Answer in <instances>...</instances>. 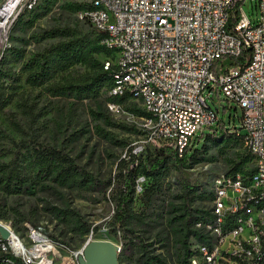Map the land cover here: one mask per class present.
<instances>
[{
  "label": "built area",
  "instance_id": "1",
  "mask_svg": "<svg viewBox=\"0 0 264 264\" xmlns=\"http://www.w3.org/2000/svg\"><path fill=\"white\" fill-rule=\"evenodd\" d=\"M244 1L86 0L87 7L75 13L115 57L108 95L127 96L143 113L136 117L122 105L106 103L110 114L136 131L122 158H142L160 148L180 157L219 120L204 92L222 94L241 111L251 172L212 181L211 207L192 226L201 240L189 245L187 264L264 262V0H256L254 24L243 11ZM38 3L0 2V61L16 19ZM144 183L143 177L136 179L135 196ZM27 230L24 239L11 228L0 237V264H77L78 254L67 245L39 229Z\"/></svg>",
  "mask_w": 264,
  "mask_h": 264
},
{
  "label": "trees",
  "instance_id": "2",
  "mask_svg": "<svg viewBox=\"0 0 264 264\" xmlns=\"http://www.w3.org/2000/svg\"><path fill=\"white\" fill-rule=\"evenodd\" d=\"M42 3L43 5L38 3L32 11L20 15L12 29L16 26L30 28L35 18L31 16L32 13L36 10L47 13L50 9L51 1L43 0ZM86 7L85 3H73L68 10L76 13ZM101 38L91 30L80 32L70 27H53L31 36L34 43L55 40L40 50L26 53L22 49L9 48L3 53L0 61V116L5 117L13 134L8 136L0 129V159L8 158L6 162L0 161V195L33 196L35 192L46 188L47 181L61 187L70 185L84 189L92 187L102 191L110 188L107 200L113 207L106 225L109 234L116 238L117 228L124 230L131 224H141L146 220L153 201L162 195L164 182L172 169L188 170L205 161L209 149H214L219 155L235 150L228 169L223 173L224 176L250 174L251 169L246 170L245 166L251 163V157L244 148L241 127L225 123L221 118L216 126L196 137L191 147L185 149L180 157L168 148H160L145 154L142 158L128 155L127 159H118L113 184L110 180L103 184L94 181L63 149L43 144L39 138L45 132L44 118L47 111L30 101L22 86H26L30 91L38 90L50 99L72 98L81 101L97 100L104 96L105 103L122 105L132 115L143 116L142 111L131 101H127V96L108 95L114 86L116 67L96 59L100 54L113 55L100 44ZM10 105L14 106L15 113L4 112ZM102 119L109 126H116L125 133L136 135V131L130 126L113 125L106 117ZM239 119L240 116L238 121ZM14 139L18 141L14 142ZM116 145L122 149L127 147L124 140L116 141ZM140 176L144 178L145 183L142 185L141 193L135 196V181ZM211 198L210 191H199L186 180L179 182L177 199L182 209L179 215L172 219V225H176L172 234L180 246L177 264H187V259L191 256L190 241L201 240L192 230V226L195 221L207 217L200 211L192 209L191 204L196 201H211ZM135 201L142 207H147V211L136 214L133 211ZM2 207L0 206V221L7 218ZM60 214L65 222L73 219L78 221L83 228L81 232L86 234L90 231L89 227L77 220L74 213L63 211ZM91 231L96 230L93 228ZM126 249V245H123V251ZM144 256L143 264H168L160 255L149 256L144 252ZM120 262V258L117 257V264Z\"/></svg>",
  "mask_w": 264,
  "mask_h": 264
},
{
  "label": "rangeland",
  "instance_id": "3",
  "mask_svg": "<svg viewBox=\"0 0 264 264\" xmlns=\"http://www.w3.org/2000/svg\"><path fill=\"white\" fill-rule=\"evenodd\" d=\"M49 1L51 5L47 13L39 10L32 13L31 16L35 18L30 28L16 26L11 30L6 50L18 48L26 53H34L55 40L34 43L31 41V36L53 27H70L80 32L90 30L86 24L76 18L75 13L68 10L73 3H86V0ZM42 2L43 0H40L39 5H43ZM242 8L251 24H254L258 19L256 0H245ZM36 13L40 14L36 15ZM96 59L100 62L106 61L109 65H114L115 61L112 54L107 56L100 54ZM22 90L38 108L47 111L44 118L45 132L39 140L43 144L63 149L94 181L103 184L110 180L113 184L117 160L122 158L124 153V149L117 146L116 141L124 140L128 144L133 142L136 136L103 122L102 118L106 117L113 125H127L124 119L107 111L104 96L97 100L81 101L72 98L50 99L38 90L30 91L26 86H22ZM203 97L206 104L211 109H215L218 119L239 125L238 117L241 111L234 103L226 101L222 94L207 96L204 92ZM4 112L15 113L14 106L6 107ZM17 119H20L18 115ZM0 129L8 136L13 134L3 116H0ZM17 141L18 139H14V142ZM234 151L229 150L225 155H219L214 149H209L205 161L188 170L172 169L164 182L162 195L153 201L146 220L141 224H131L124 230L117 228L116 238L109 234L106 225L112 215L113 207L107 200L110 196V188L102 191L92 187L89 189L75 188L71 185L61 187L47 181L46 188L35 192L33 196L0 195V206H3L2 211L7 217L2 223L8 225L23 239L28 233V228L39 229L43 235L52 241L64 243L73 252L80 250L87 240H108L119 247L117 257L121 260L120 264H143L144 252L149 256L160 255L168 264H177L180 246L172 234L176 229V225H172V219L179 215L182 209L177 199L179 182L186 180L190 186L199 191H210L212 181L228 169ZM0 161L6 162L8 158H1ZM245 169L250 170L251 163H248ZM210 207L208 200L191 204L192 209L204 215L208 214ZM63 211L74 213L77 220L89 227L90 231L86 234L81 232L83 228L75 219L65 222L60 214ZM133 211L136 214L140 211L143 213L147 211V207H142L138 201H135ZM93 228L95 232L91 231ZM123 245H126L128 250L123 251Z\"/></svg>",
  "mask_w": 264,
  "mask_h": 264
},
{
  "label": "water",
  "instance_id": "4",
  "mask_svg": "<svg viewBox=\"0 0 264 264\" xmlns=\"http://www.w3.org/2000/svg\"><path fill=\"white\" fill-rule=\"evenodd\" d=\"M0 224V237L5 239L10 227ZM118 251L119 247L108 240H87L76 257L77 264H117Z\"/></svg>",
  "mask_w": 264,
  "mask_h": 264
},
{
  "label": "bare ground",
  "instance_id": "5",
  "mask_svg": "<svg viewBox=\"0 0 264 264\" xmlns=\"http://www.w3.org/2000/svg\"><path fill=\"white\" fill-rule=\"evenodd\" d=\"M79 253V250L75 251V254H78Z\"/></svg>",
  "mask_w": 264,
  "mask_h": 264
}]
</instances>
